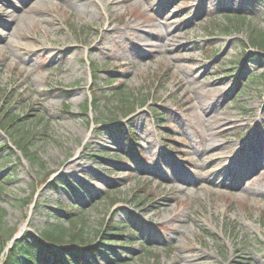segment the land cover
<instances>
[{
  "label": "rangeland",
  "instance_id": "rangeland-1",
  "mask_svg": "<svg viewBox=\"0 0 264 264\" xmlns=\"http://www.w3.org/2000/svg\"><path fill=\"white\" fill-rule=\"evenodd\" d=\"M252 37L264 0H0V233L70 212L94 264H264Z\"/></svg>",
  "mask_w": 264,
  "mask_h": 264
},
{
  "label": "trees",
  "instance_id": "trees-1",
  "mask_svg": "<svg viewBox=\"0 0 264 264\" xmlns=\"http://www.w3.org/2000/svg\"><path fill=\"white\" fill-rule=\"evenodd\" d=\"M226 29L228 30V28ZM249 42L252 48L264 51V37H252ZM90 108L91 105H87L82 109L86 113ZM155 114L159 115L160 113L155 111ZM16 144L17 150H20L30 161H35V156L31 154L32 151L21 144ZM2 149L3 152L5 150L13 152L9 145H4ZM67 215L71 216L68 220L69 228L60 225L49 227L38 237L31 233H25L7 250L1 264H94V262L88 261L87 257L96 260L100 250L97 247L90 246V242L82 237L80 228L78 229L79 221L81 220H76L75 213L69 212ZM1 220L2 216L0 215ZM112 228L114 226L109 223L107 229L110 230ZM100 234H102V240L109 241L110 237H112V234H107L105 230L104 232L101 231ZM13 235V232H11L7 237H4L0 233L1 254L6 249L8 240L11 241L14 237Z\"/></svg>",
  "mask_w": 264,
  "mask_h": 264
},
{
  "label": "bare ground",
  "instance_id": "bare-ground-1",
  "mask_svg": "<svg viewBox=\"0 0 264 264\" xmlns=\"http://www.w3.org/2000/svg\"><path fill=\"white\" fill-rule=\"evenodd\" d=\"M134 26V25H133ZM134 36H136V39L137 38H139V37H141V34H138L137 35V33L136 34H134ZM201 93H199V100L201 101V104H205L204 106H206V108H207V111H210L211 110V105H209L208 103H205V101H204V99L201 97ZM202 118H203V116H201ZM197 119V118H196ZM200 119V118H199ZM212 119H214V122L215 123H219V119H217V118H214V117H212ZM211 122H213L212 120H210ZM211 135L213 136L214 135V132L212 131L211 132ZM213 146H215L214 147V150H216V152L218 151H220L221 153L223 152V154H222V163H226V161L229 159L228 158V156L226 157V153L224 152V147L223 146H220V145H213ZM241 154V156L243 157V156H245V154H244V152H242V153H240ZM238 165H240L238 168H242V165H245V166H247V167H249L247 164H243V163H241V164H238ZM248 172H243L241 175H239V178L238 179H240V180H244L245 179V175L247 174ZM249 174V173H248ZM254 191H256V190H254Z\"/></svg>",
  "mask_w": 264,
  "mask_h": 264
}]
</instances>
